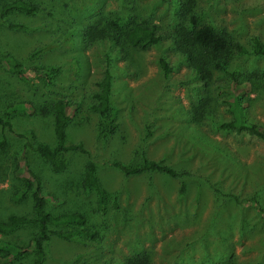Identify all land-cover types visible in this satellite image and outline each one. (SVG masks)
Wrapping results in <instances>:
<instances>
[{"label":"rangeland","instance_id":"obj_1","mask_svg":"<svg viewBox=\"0 0 264 264\" xmlns=\"http://www.w3.org/2000/svg\"><path fill=\"white\" fill-rule=\"evenodd\" d=\"M12 1L0 0V10ZM24 1L44 9L0 16V116L9 108H26L9 116L11 132L0 128V221L34 216L31 194L18 175L23 157L50 198L45 210L53 216L80 213L85 229L95 232L92 239L51 237L45 264H122L140 254L150 264H264V147L225 126L231 118L226 105L231 72L253 73L254 85L242 96L245 118L264 125V61L248 53L249 40L264 42V0H197L202 21L248 51L234 56L236 62L232 54L224 70L208 69L203 81L167 44L176 0ZM129 11L152 20L163 37L145 52L113 56L111 111L101 118L93 106L107 50L72 45L74 21L83 24L95 12L125 17ZM159 57L168 61L167 76ZM60 100L76 107L65 126L67 144H81L86 154H62L66 167L59 173L25 143L54 147L52 109ZM193 105L201 108L197 132L188 122ZM143 159L189 175L125 176L112 166L136 167ZM90 163L104 192L102 210L95 190L82 187ZM182 182L185 191L179 193ZM36 233L33 224L18 226L1 233L0 242L25 247ZM32 261L28 254L8 264Z\"/></svg>","mask_w":264,"mask_h":264},{"label":"trees","instance_id":"obj_2","mask_svg":"<svg viewBox=\"0 0 264 264\" xmlns=\"http://www.w3.org/2000/svg\"><path fill=\"white\" fill-rule=\"evenodd\" d=\"M176 6V16L173 18V24L170 27V40L167 44L189 66L190 70H193L196 76L200 77V80L203 81V79L208 77V69L224 70V67L230 62L232 54L233 62H236L234 56L248 52L239 42L230 38L224 31L216 30L211 24L202 21V16L198 13L197 0H176ZM43 9L39 4L24 0H14L2 6L0 16L3 17L13 12L24 15H35L43 11ZM70 13L72 14L71 11ZM62 22L65 23L66 19ZM74 24L76 26L73 31L76 34L69 41L72 45L85 47V49L99 45L108 51L104 53V68L96 84L98 92L94 95L96 102L93 106V110L101 118L108 117L111 111V62L113 56L122 58L126 55L127 50L145 52L150 47L159 46L163 35L160 27L154 24L152 20L146 17H139L135 14L132 15L130 11L126 13L125 17L119 15L112 19L95 12L85 18L83 24L76 23L75 21ZM17 27L22 28L21 25L9 26V28ZM61 28V25L57 26V29L60 30ZM249 43L251 51L248 53L252 55V58L264 61V42L259 41L257 38H252L249 40ZM39 50V52H35L32 55L35 56L41 53V49ZM74 59L76 60V58ZM157 62L164 76H167L170 72V67L166 58L159 57ZM226 74L230 77L228 87L226 88L229 92L226 105L231 115L230 120L225 124L226 130L237 135L245 134L255 138L264 147V125L248 121L245 118V107L247 104L242 98L254 85L253 73L241 74V77L235 72ZM25 109V106L9 108L5 118L0 116V128L11 132L12 127L8 120L9 116L20 111H26ZM75 109V105L66 100L57 101L53 105V136L55 140L53 148L42 143H36L33 146L25 143V148L38 154L55 172L60 173L65 170L66 163L61 158L62 154H86L81 144H67L66 140L65 126L75 112ZM200 114L201 108L196 105H193L187 112L188 122L191 125L194 123L192 126L193 132L198 131L197 126ZM108 127L112 130L111 124ZM3 145L4 140L1 139L0 148ZM112 166L125 176L157 173L173 179H182L189 175L188 172L178 171L160 162L148 159H143L142 163L136 167H126L119 162H114ZM18 175L22 177L24 191L31 194L34 216L30 219L10 216L6 221H0V234L12 231L18 226L29 224L36 226L37 233L28 241L25 247L0 242V264L11 263L28 254H32L33 256L32 264H45V245L51 237L59 239H73L76 237L92 239L95 237V232L85 229L87 220L82 214L63 213L53 216L45 210V204L47 201H50V198L43 194L41 178L29 169L23 157L20 158L18 165ZM82 187L95 190L97 193V208L102 210L105 196L97 182L95 165L93 163L88 164L86 167ZM184 191L185 184L182 182L179 193H183ZM60 225L71 227L72 230L64 232L52 229V227ZM122 264H150V258L148 255L140 254L124 258ZM219 264L231 263L229 261Z\"/></svg>","mask_w":264,"mask_h":264}]
</instances>
